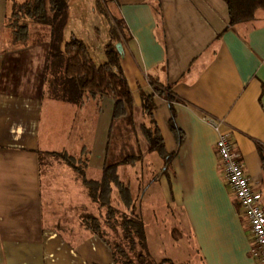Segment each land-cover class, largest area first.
<instances>
[{
	"label": "crops",
	"instance_id": "0c3cea01",
	"mask_svg": "<svg viewBox=\"0 0 264 264\" xmlns=\"http://www.w3.org/2000/svg\"><path fill=\"white\" fill-rule=\"evenodd\" d=\"M12 1L0 0V264H114L113 250L103 239L79 221L78 228L70 223L71 210L61 193H76V181L87 200L75 204L83 210L81 216L94 215L88 207L99 205L76 175L73 181L62 177L59 170L68 165L56 163L53 153L82 159L87 179L94 181L102 178L106 165L118 164V175L130 185L143 218L147 241L148 215L173 222L169 246L174 256L166 251L162 256L163 251L147 242L157 263L181 264L191 249L200 264H258L251 254L249 224L220 169L218 132L202 117L224 123L221 131H234L235 150L264 199L259 154V146L264 147V10L252 22L231 26L223 0H111L109 11L123 20L130 37L121 66L133 97L132 110L114 119L110 98H88L81 107L51 98L48 53L40 84L41 74L32 82L16 70L13 52L28 42L14 44L7 27ZM82 12L69 3L64 43L81 40L100 66L107 61L111 23L106 19L104 29L100 14L92 16L97 21L93 24ZM47 44L49 48V40ZM154 83L171 87L174 97L172 103L156 97L153 112L170 160L150 151L142 130L150 126L142 95H152ZM173 118L183 134L180 144L171 130ZM112 130L113 138L117 135L129 146L128 152H109ZM128 156L137 157L134 166L122 164ZM112 198L125 212L116 189Z\"/></svg>",
	"mask_w": 264,
	"mask_h": 264
},
{
	"label": "trees",
	"instance_id": "16d2710c",
	"mask_svg": "<svg viewBox=\"0 0 264 264\" xmlns=\"http://www.w3.org/2000/svg\"><path fill=\"white\" fill-rule=\"evenodd\" d=\"M228 6L230 25L252 22L258 10H264V0H223ZM111 0H96V10L106 17L110 23V43L105 47L107 61L97 66L89 55L84 42L72 38L64 43V30L69 17L68 0H25L22 3L12 1L11 14L7 19V27L11 29L14 44L27 43L30 37L31 23L48 27L50 30L48 58L46 65V83L51 98L83 106L88 98L97 100L110 98L114 101V119L127 115L133 108V97L125 78L121 61L122 54L117 44L125 45L130 37L123 20L110 14L108 3ZM152 95H142L143 113L150 119V126H143V134L151 152H157L164 159H171L165 152L163 137L154 119L155 98L161 97L170 103L174 101L171 87L153 84ZM128 120L133 123L132 115ZM171 130L176 134L179 144L183 139L182 132L176 127L174 118L170 122ZM262 168L264 170V147L259 146ZM53 156L71 167L79 176L88 197L105 209V219L101 222L98 216L83 214L81 225L105 241L113 250L114 264H173L169 260L157 263L151 257L145 234V224L142 216L136 211L131 187L123 182L117 172L118 164H108L103 169L99 181L89 180L84 170L82 159L69 156L66 153H53ZM137 157L128 156L122 164L134 166ZM264 190V181H263ZM116 189L120 200L125 206V212L113 205V191ZM121 215L120 221L117 215ZM112 228L117 232V226L122 232V242L110 243L107 232L103 228ZM140 251L137 252V248Z\"/></svg>",
	"mask_w": 264,
	"mask_h": 264
},
{
	"label": "rangeland",
	"instance_id": "374dc122",
	"mask_svg": "<svg viewBox=\"0 0 264 264\" xmlns=\"http://www.w3.org/2000/svg\"><path fill=\"white\" fill-rule=\"evenodd\" d=\"M19 3L24 2L25 0H15ZM70 6L71 8L74 10L76 7H82L83 8V12L82 15L84 18H87L89 20V23H91V19L94 17H98L99 14H97L95 12V7H96V0H70ZM109 6V3H108ZM110 14L113 16V14L110 12ZM101 17V15L99 16ZM103 19V28H106L107 25V21H106V17L102 16ZM114 17V16H113ZM108 20V19H107ZM93 24H96L93 18ZM109 21V20H108ZM49 28L42 26V25H37L34 23H31L30 25V37L28 40V44L26 46L20 47V49H15L13 54H15L14 56L17 57L16 62H14V64H17L16 70L18 72L21 73L22 76H25L27 78H29V80H31L32 82H34V80L36 79V76L38 77V75H40L41 73H43V68L42 65L45 62L47 53H48V44L47 41L49 40ZM87 42H89V44H92V41H90L89 37L87 36ZM102 43V42H101ZM16 59V58H15ZM18 61V62H17ZM41 76L39 78V83L41 81ZM114 130H112V135L110 137L109 140V152L112 151L113 154H116L118 151L121 150L123 152H128L125 151L129 148V146L124 142V141H119V138L117 137V135L113 138L114 135ZM134 142V141H133ZM135 144V142H134ZM131 151H133V149H131ZM132 154V152H131ZM57 159V157H55ZM56 163H60V165L62 166H66L64 165L65 163L59 159L55 160ZM64 163V164H63ZM55 167V166H54ZM67 169H63V170H59L60 174L62 175V177H66L68 180L70 178V181H73L71 178H73L72 176L76 175V177L78 178L79 182H80V178L78 176V174L74 171V170H68V166H66ZM129 169V167H126ZM54 172V171H53ZM55 175V174H54ZM59 174H56V181L59 180ZM88 178H93L92 176L90 177V175H88ZM77 185H78V190L75 193V190H65L63 191L61 194H66L63 195V198H65L64 200L67 202V206L66 208L68 210H71V214H69V219L71 220L70 223L73 224L74 227L78 228V221H80L81 219V213L83 212L82 209L80 208H76V205L78 203H82L85 202L87 200L85 195L82 194L79 183L76 181ZM133 184V183H132ZM133 187V192L135 194V186L132 185ZM86 192V191H85ZM56 197V195H55ZM68 202H72V206H69ZM76 204V205H75ZM90 204V203H89ZM54 205V204H53ZM52 205V206H53ZM114 205H116L114 203ZM90 213H93L94 215H98V217L101 219V222H104L105 219V209L101 210L100 207L98 208V206L95 205H89L88 207V211ZM117 219L120 221L121 219V215L118 214L117 215ZM173 225V222H157L156 218H153L152 216H147V228H148V234H149V243H151L152 249L155 250V246L156 249L158 247V251H163L162 256L164 255V251H166L169 257L170 256H174L173 252H172V247L169 246V243H171V239L173 238L171 235V230H169V228ZM103 228L104 230L108 233L107 234V239L110 241V243L115 244L116 242H122L124 244V246L126 247V249H128V245L126 242H124V240L122 239V232L119 226H117V232L113 231L112 228L106 227L103 224ZM160 232V240L159 237H157L158 232ZM145 234H146V228H145ZM159 234V233H158ZM179 240V239H178ZM147 241V242H148ZM161 244L164 245V248L159 249L161 246ZM140 247L137 248V252L140 251ZM191 252V253H190ZM189 254H187V256L183 259V264H200L199 263V259L197 257V255L191 251L190 249ZM189 257V258H188ZM181 263V264H182Z\"/></svg>",
	"mask_w": 264,
	"mask_h": 264
},
{
	"label": "built area",
	"instance_id": "2783aa9c",
	"mask_svg": "<svg viewBox=\"0 0 264 264\" xmlns=\"http://www.w3.org/2000/svg\"><path fill=\"white\" fill-rule=\"evenodd\" d=\"M202 120L218 132L215 151L220 169L230 191L243 210L249 224L252 239L251 254L258 264H264V199L260 190L252 185L247 176L240 155L235 150L234 131H221L224 123L210 116Z\"/></svg>",
	"mask_w": 264,
	"mask_h": 264
},
{
	"label": "water",
	"instance_id": "95a60500",
	"mask_svg": "<svg viewBox=\"0 0 264 264\" xmlns=\"http://www.w3.org/2000/svg\"><path fill=\"white\" fill-rule=\"evenodd\" d=\"M116 47H117L119 53L123 54V50H124L123 45L121 43H119V44H117Z\"/></svg>",
	"mask_w": 264,
	"mask_h": 264
}]
</instances>
